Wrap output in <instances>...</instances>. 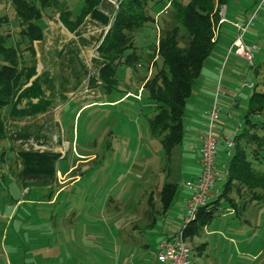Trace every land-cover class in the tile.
Returning <instances> with one entry per match:
<instances>
[{
    "label": "rangeland",
    "instance_id": "374dc122",
    "mask_svg": "<svg viewBox=\"0 0 264 264\" xmlns=\"http://www.w3.org/2000/svg\"><path fill=\"white\" fill-rule=\"evenodd\" d=\"M10 1L2 0L0 6V12L7 11L9 16ZM252 1L227 0L226 11L225 5L223 11L221 6L218 9L216 27L222 22L226 24L218 23L221 14L223 17H228L231 11L241 14ZM258 2L252 4L246 18ZM120 3L121 0H99L95 8L108 17V22H102L89 11L70 30L60 19V10L69 11L74 20L83 0H58V8L48 7L39 20L44 34L33 42L35 54L24 52L22 64L35 63L36 71L25 86L36 79L42 90L40 96L29 99L36 102L41 97L48 105L40 111L19 114L9 105L2 110L5 136L0 138V264H7L6 259L9 264H157L155 251L160 231L167 236L178 227L180 187L168 211L163 216L158 214L149 230L144 229L150 221L144 214L148 209L147 192L156 190L165 180L181 185L188 178L185 169L193 161L189 162L185 149L188 142L196 144V137L189 135L191 131L187 133L190 122L186 115L182 139L173 147L170 158H165L158 138L147 127L144 114L150 109L142 105L141 84L159 66L160 57L152 46L164 35V30L176 24L180 46L185 44V33L174 20L172 8L149 5L145 12L152 15V21L130 33L139 59L131 66H119L117 81L107 90L99 74L105 60L97 48ZM241 24L235 22L234 26ZM15 26L11 20L2 25L1 32L12 34ZM263 27L264 4L257 9L252 25L242 33L244 43L258 46L251 62L227 53L228 48H221L219 42L213 44L203 61L201 73L209 69L208 65L211 68L217 65L212 97L218 82V120L229 122L236 117L242 121L251 86L264 72L261 65L256 74L249 67L261 60V36L258 39L253 36L257 31L262 33ZM235 30L233 39L237 35ZM215 37L216 34L213 40ZM9 43L8 39L5 45ZM233 49L234 46L231 52ZM231 61L232 67L228 69ZM232 94L236 99L234 107L233 102H224ZM29 99H18L16 106L28 108ZM234 130L237 132L239 128ZM26 150L59 153L55 176L52 179L22 176L18 153ZM181 150L184 159L180 161ZM226 151L222 144L217 145L218 168L225 164ZM258 168L264 171V165ZM43 181L47 182L45 186L41 184ZM221 185V180L215 181L218 190ZM48 193L52 196L48 197ZM244 203V208L238 206L237 214L230 208L218 209L207 223L208 228H220L227 236H221L219 250L214 245L217 236L212 239L202 234L206 247L200 255L202 260H195L194 264H264V201ZM154 207L159 208L157 201ZM187 242L191 264L192 257L199 255Z\"/></svg>",
    "mask_w": 264,
    "mask_h": 264
},
{
    "label": "trees",
    "instance_id": "16d2710c",
    "mask_svg": "<svg viewBox=\"0 0 264 264\" xmlns=\"http://www.w3.org/2000/svg\"><path fill=\"white\" fill-rule=\"evenodd\" d=\"M98 1L83 0L75 21L71 19L69 11L60 10L61 21L68 29L74 30L82 15L91 11L102 22H108V17L95 8ZM226 1L121 0L114 20L98 45V53L105 60L99 74L104 81L103 87L110 90L117 81L118 67L124 64L131 66L139 59L130 33L152 21V15L145 10L149 5L157 4L172 8L174 20L185 33V44L180 46L176 40L178 30L176 24L164 30V35L158 37L156 47L152 46V50L156 48V55L160 57L159 66L151 76L144 78L141 84L144 98L142 105L150 109L144 114L149 133L158 138L167 159L170 158L173 147L182 139L184 104L191 92V85L214 44L215 39L212 38L218 9L225 5ZM10 2L11 15L9 16L7 11L0 12V138L5 136L2 119V110L5 106H11L14 113L19 114L40 111L48 105V101L41 97L36 102L29 99L40 96L42 90L36 79L25 86L36 71L35 63L26 66L22 61L25 51L35 54L33 42L43 37L44 29L39 20L43 18L45 10L50 6L58 8V0ZM1 4L2 0L0 6ZM11 20L16 23L14 32L16 40L13 37L14 33L1 32L2 25ZM244 22L245 20L242 24ZM8 39L10 43L5 45ZM260 65L264 67V27L261 33V60L257 65L252 63L249 65L253 74L257 73ZM22 98L29 99L28 108L16 106ZM232 140V147L226 151V174L222 179L221 188L212 199L196 208L193 218L178 225L182 237L186 240L196 236L222 206L230 208L232 213L237 214L238 206L244 208L245 201H264V171L258 168L264 165V72L258 82L251 86L242 115V126L233 135ZM18 156L21 161L19 172L25 178L44 176L52 179L55 176L59 153L26 150L20 151ZM41 184L45 186L47 182L43 181ZM177 191V183L168 180L163 181L156 190L154 188L148 190L146 198L148 209L145 214L149 216L150 221L145 224L144 229H151L157 220L156 216L158 214L163 216L168 211ZM47 196L51 197L52 193H48ZM154 201L158 202V209L154 207Z\"/></svg>",
    "mask_w": 264,
    "mask_h": 264
},
{
    "label": "built area",
    "instance_id": "2783aa9c",
    "mask_svg": "<svg viewBox=\"0 0 264 264\" xmlns=\"http://www.w3.org/2000/svg\"><path fill=\"white\" fill-rule=\"evenodd\" d=\"M263 4L264 0H259L255 6L256 8L254 7L245 22L235 26L237 35L228 47L227 53H233L236 56L240 55L247 62H251L253 52L258 49V46L244 43L242 41V33L248 26L252 25V20L257 15V9ZM220 8V11H223L224 5H221ZM224 20L225 18L221 14L218 23ZM216 29L217 27L215 25L214 35L216 34ZM232 46H234L233 52H231ZM214 91L215 93L206 109V121L200 131L198 142L199 171L194 177L185 179L181 183V186L188 191V196L183 206L181 224L193 218L194 212L199 205L206 203L214 197L216 193L214 187L215 181L223 178L226 174L225 164L221 168H218L216 163L217 143L221 137L220 134L216 133L219 112V107L216 103L217 93L219 92L218 82L216 83ZM225 144L227 148H231L233 145L232 138L225 137ZM187 241L182 237L179 227L170 235L162 236L156 244V261L164 264H190V248Z\"/></svg>",
    "mask_w": 264,
    "mask_h": 264
},
{
    "label": "crops",
    "instance_id": "0c3cea01",
    "mask_svg": "<svg viewBox=\"0 0 264 264\" xmlns=\"http://www.w3.org/2000/svg\"><path fill=\"white\" fill-rule=\"evenodd\" d=\"M256 1L257 0H253L250 4H248L247 7H244V10H242L241 14H240V12L234 13L233 11L230 10L231 12H229L228 17L224 16V18H225L224 21L226 22V24L222 25L223 24V22H222V23L218 24V26H217V32H216V37H215L214 43L219 42L221 45V48L227 49L228 46L230 45L231 40L233 39V37L235 35V31H236L235 26H234L235 22L236 23H242L248 15L249 8L252 7V4L254 5V3ZM226 9H227V7L225 5V11H226ZM224 15H225V13H224ZM258 36L259 37L261 36L260 31H257L256 35L253 36V38L255 39L257 37L256 39H258ZM233 59H235V58H233ZM255 61H257V59ZM232 64H233L232 61L229 62V64H227L228 69H230L232 67ZM252 64L255 65L253 62H252ZM208 67L211 71H208L209 70L208 69L205 73L204 72L201 73V69H200V72H199L200 76L197 77L198 79L196 78L197 84L195 85V89H193L190 92V94L187 97L186 102L184 104V107H186V108H184V110H183L182 123H183L184 117L187 115V119L190 122L188 125V128H187V130H188L187 133H189V131H191L189 133V135L193 134L194 137H196V144L193 145L191 142H188V144L186 145V149H185L187 151L186 153H189L187 155L189 157L188 160H190L189 162L193 161V163H192L193 165H190L189 167H187V169H185V171L187 172L188 178L194 177L199 171L198 142H199V138H200V131L203 128L204 122L206 121L207 116H206L205 111L208 107L209 102L211 101L212 93H213V89H214L215 72H216L217 65L215 64L213 66V68H211L210 65H208ZM201 68H202V66H201ZM257 71L259 72V69ZM227 95H229V94H227ZM229 101L233 102L232 103L233 107L236 106L235 94H232L229 97L224 99V102H226L228 104H229ZM230 113H231V111H230ZM189 116L191 117V120L189 119ZM219 120L216 123V133L220 134L221 137H220L217 145L222 144L224 150L226 151L225 137L232 138L233 135L236 133V131L234 130L235 127H238L240 129L242 126V121L240 123V121L236 117H232L231 118L232 121H229V122L227 120L222 121L220 118H219ZM236 122H237V124H236ZM192 148L194 149L193 151H192ZM182 153H184L183 150H181L179 153L180 154V159H179L180 161L184 159V158H182V155H183ZM216 155H217V153H216ZM187 156H186V158H187ZM225 160H226V156H225ZM188 178H185V179H188ZM217 180L222 181V178L217 179ZM176 183L180 187V189L182 190L180 192V194L178 195V197L180 199V208H181L180 220H179V224H180V222L182 220L183 206H184L185 199L188 196V191L186 189H184L180 184H178V182H176ZM215 189H216V191H218L217 187H215ZM154 202H156V201H154ZM222 207L226 208L224 206H222ZM225 210L227 211V209H225ZM228 212L230 213V211H228ZM230 214H232V213H230ZM173 231H175V230H173ZM160 233H161V237L164 236L162 234H165V232H163V231H160ZM224 233L225 232L220 230V228H215V227L208 228V224H205L200 229L199 233L196 236L192 237L191 239H188L189 243H191L193 245V248H196V254L199 255V257H197V258L195 256L192 257L191 264H194L193 261H195V260H198L199 262L202 260V259H200L201 258L200 255H201L202 251H204V248L206 247V245L204 243V241H205L204 237L205 236H211L212 239H213L212 236H214V235L217 236L215 239L214 245L220 250V246L222 245V243H220V238H221V236H223L224 238H226V236H227ZM202 234H204L205 236H202ZM2 237H3V235H2ZM229 239H231V238L229 237ZM124 253H123V262L126 259ZM119 256H120V253H119ZM213 260H215V259H213ZM6 263L9 264L8 259H6ZM11 264H13V263L11 262ZM153 264H155V263H153ZM157 264H164V263L158 262Z\"/></svg>",
    "mask_w": 264,
    "mask_h": 264
}]
</instances>
